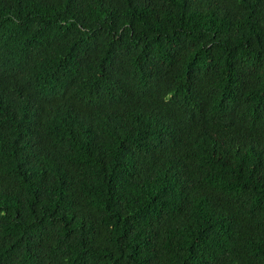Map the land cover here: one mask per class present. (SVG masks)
<instances>
[{"label":"trees","instance_id":"trees-1","mask_svg":"<svg viewBox=\"0 0 264 264\" xmlns=\"http://www.w3.org/2000/svg\"><path fill=\"white\" fill-rule=\"evenodd\" d=\"M0 264H264V0H0Z\"/></svg>","mask_w":264,"mask_h":264}]
</instances>
